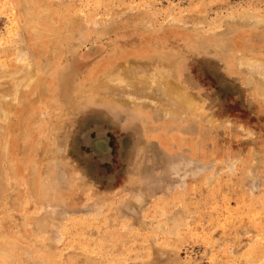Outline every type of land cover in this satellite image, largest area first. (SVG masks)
Instances as JSON below:
<instances>
[{"label":"rangeland","instance_id":"1","mask_svg":"<svg viewBox=\"0 0 264 264\" xmlns=\"http://www.w3.org/2000/svg\"><path fill=\"white\" fill-rule=\"evenodd\" d=\"M0 75V264H264V0H0Z\"/></svg>","mask_w":264,"mask_h":264},{"label":"bare ground","instance_id":"2","mask_svg":"<svg viewBox=\"0 0 264 264\" xmlns=\"http://www.w3.org/2000/svg\"><path fill=\"white\" fill-rule=\"evenodd\" d=\"M27 2V1H26ZM30 14V13H29ZM12 32V31H11ZM65 32V31H64ZM12 36V35H11ZM14 43L16 42V41H13ZM12 43V42H11ZM17 43V42H16ZM15 43V44H16ZM20 45V44H19ZM21 50H22V48H21ZM24 50V49H23ZM16 52H17V50H16ZM19 53V52H18ZM21 53V52H20ZM17 54V53H16ZM15 56V55H14ZM24 56V55H23ZM15 58V57H14ZM17 59H18V56H17ZM10 60V59H9ZM8 60V61H9ZM21 62V61H20ZM247 62L248 63H250V62H252V60H250V58L247 60ZM255 62V61H254ZM16 63V62H15ZM244 64V63H243ZM5 65V64H4ZM17 65V64H16ZM260 67V66H259ZM9 68V67H8ZM22 68V67H21ZM24 68V67H23ZM5 70V69H4ZM6 71H7V67H6ZM18 70H16L14 73L13 72H11V70L9 71L10 72V75H13L14 76V74H18V73H16ZM22 71V70H21ZM23 74V73H22ZM125 74V73H124ZM123 74V75H124ZM6 76H8V78L10 77L11 78V76H9V75H7L6 74ZM16 76V75H15ZM120 76V75H119ZM158 76V75H157ZM5 77V76H4ZM2 78H3V73H2ZM174 78V77H173ZM0 79H1V75H0ZM17 79V78H16ZM29 79V78H28ZM127 79V78H126ZM12 80V79H11ZM15 80V79H14ZM11 82V81H10ZM24 82V81H23ZM28 82V81H27ZM124 82V81H123ZM167 82H168V91L175 97V98H177L176 100H187V96L183 93V91H182V89L180 88V86L177 84V83H175V82H173V81H171V79L169 78H167ZM14 83H15V81H14ZM32 85V84H31ZM154 86H155V84H154ZM11 87H12V85H11ZM10 87V88H11ZM21 87V86H20ZM15 88V87H14ZM13 88V89H14ZM30 88V87H29ZM145 89V88H144ZM10 91V90H9ZM22 91V90H21ZM15 93H16V91H14ZM19 92H20V90H19ZM187 93V92H186ZM10 94V93H9ZM19 94V93H18ZM6 95V94H5ZM10 96V95H9ZM12 96V95H11ZM15 96V95H14ZM8 96H6V98H7ZM2 98V97H1ZM5 98V97H4ZM3 99V98H2ZM15 99V98H14ZM22 100V99H21ZM14 103V102H13ZM13 110V105L10 103V102H2L1 104H0V120L1 121H6V120H8L9 119V115H10V113H11V111ZM0 128H3L2 126L0 127ZM100 137H103V136H100ZM98 138V137H97ZM104 138V137H103ZM100 139V138H99ZM98 139V140H99ZM97 140V139H96ZM93 141H95V140H93ZM94 145V144H93ZM105 145V144H104ZM107 146V145H106ZM4 147V146H3ZM106 149H107V147H106ZM98 151V150H97ZM18 167V166H17ZM2 255V254H1Z\"/></svg>","mask_w":264,"mask_h":264}]
</instances>
